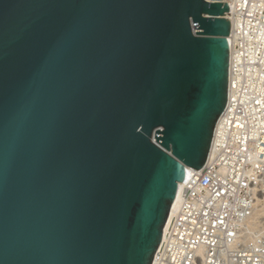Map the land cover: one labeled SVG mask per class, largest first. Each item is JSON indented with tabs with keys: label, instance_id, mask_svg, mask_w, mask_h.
Returning a JSON list of instances; mask_svg holds the SVG:
<instances>
[{
	"label": "water",
	"instance_id": "1",
	"mask_svg": "<svg viewBox=\"0 0 264 264\" xmlns=\"http://www.w3.org/2000/svg\"><path fill=\"white\" fill-rule=\"evenodd\" d=\"M224 0H0V264H153L229 91Z\"/></svg>",
	"mask_w": 264,
	"mask_h": 264
},
{
	"label": "built area",
	"instance_id": "2",
	"mask_svg": "<svg viewBox=\"0 0 264 264\" xmlns=\"http://www.w3.org/2000/svg\"><path fill=\"white\" fill-rule=\"evenodd\" d=\"M228 5L227 105L153 264H264V214L256 215L264 207V0Z\"/></svg>",
	"mask_w": 264,
	"mask_h": 264
},
{
	"label": "bare ground",
	"instance_id": "3",
	"mask_svg": "<svg viewBox=\"0 0 264 264\" xmlns=\"http://www.w3.org/2000/svg\"><path fill=\"white\" fill-rule=\"evenodd\" d=\"M224 2H225V3H230V4H231V0H224ZM225 17L229 20V19H231V14L228 13V14H226ZM229 41H230L231 50H232V46H233V36H230V37H229ZM230 87H231V85H230ZM193 172H194L193 169L186 167V168H185V174H186L185 177H186V178L190 177L191 174H192ZM186 178H185V179H186ZM184 186H185V180H184L183 182H179V183H178L177 196H176V199H175V201H174V204H173L172 211H171V213H170V216H169L168 222H167V224H166V226H165L164 233L167 232V229H168V227H169V223H170L171 219L173 218V215H174V213H175V211H176V208H177V206H178V204H179V202H180V200H181V196H182V192H183ZM262 214H264V208H263V207H260V208L257 209L256 215H257V217H258V215H262Z\"/></svg>",
	"mask_w": 264,
	"mask_h": 264
},
{
	"label": "rangeland",
	"instance_id": "4",
	"mask_svg": "<svg viewBox=\"0 0 264 264\" xmlns=\"http://www.w3.org/2000/svg\"><path fill=\"white\" fill-rule=\"evenodd\" d=\"M264 208V207H263ZM263 215V214H262Z\"/></svg>",
	"mask_w": 264,
	"mask_h": 264
}]
</instances>
